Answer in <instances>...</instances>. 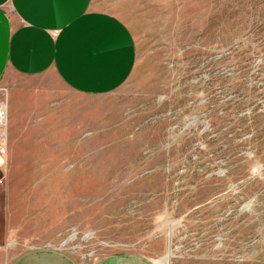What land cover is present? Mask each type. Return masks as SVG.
<instances>
[{
	"label": "rangeland",
	"instance_id": "obj_1",
	"mask_svg": "<svg viewBox=\"0 0 264 264\" xmlns=\"http://www.w3.org/2000/svg\"><path fill=\"white\" fill-rule=\"evenodd\" d=\"M93 4L131 30L135 69L96 95L53 71L0 82V264H264V0Z\"/></svg>",
	"mask_w": 264,
	"mask_h": 264
},
{
	"label": "crops",
	"instance_id": "obj_2",
	"mask_svg": "<svg viewBox=\"0 0 264 264\" xmlns=\"http://www.w3.org/2000/svg\"><path fill=\"white\" fill-rule=\"evenodd\" d=\"M137 47L127 24L93 0H0V82L10 75L53 71L81 94H104L132 75ZM158 264L113 255L91 264ZM11 264H82L52 249L36 248Z\"/></svg>",
	"mask_w": 264,
	"mask_h": 264
},
{
	"label": "bare ground",
	"instance_id": "obj_3",
	"mask_svg": "<svg viewBox=\"0 0 264 264\" xmlns=\"http://www.w3.org/2000/svg\"><path fill=\"white\" fill-rule=\"evenodd\" d=\"M2 123H3V119H2V117H1V118H0V124H2ZM156 261H157L158 264H166V261H165V258H164V257L159 258V259H157Z\"/></svg>",
	"mask_w": 264,
	"mask_h": 264
},
{
	"label": "built area",
	"instance_id": "obj_4",
	"mask_svg": "<svg viewBox=\"0 0 264 264\" xmlns=\"http://www.w3.org/2000/svg\"><path fill=\"white\" fill-rule=\"evenodd\" d=\"M6 147H5V143H3L2 141H0V154L5 152Z\"/></svg>",
	"mask_w": 264,
	"mask_h": 264
}]
</instances>
